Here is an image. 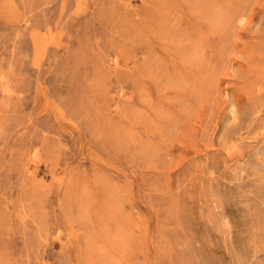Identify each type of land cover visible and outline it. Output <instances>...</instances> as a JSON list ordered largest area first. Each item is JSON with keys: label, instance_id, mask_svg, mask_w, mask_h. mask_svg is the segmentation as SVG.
Listing matches in <instances>:
<instances>
[{"label": "rangeland", "instance_id": "obj_1", "mask_svg": "<svg viewBox=\"0 0 264 264\" xmlns=\"http://www.w3.org/2000/svg\"><path fill=\"white\" fill-rule=\"evenodd\" d=\"M0 264H264V0H0Z\"/></svg>", "mask_w": 264, "mask_h": 264}]
</instances>
